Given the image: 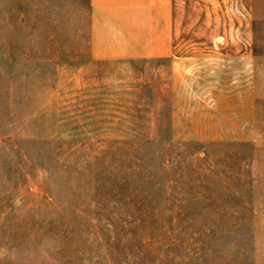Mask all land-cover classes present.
Listing matches in <instances>:
<instances>
[{
  "label": "rangeland",
  "instance_id": "1",
  "mask_svg": "<svg viewBox=\"0 0 264 264\" xmlns=\"http://www.w3.org/2000/svg\"><path fill=\"white\" fill-rule=\"evenodd\" d=\"M89 30L0 0V264H264V0H172L163 58Z\"/></svg>",
  "mask_w": 264,
  "mask_h": 264
},
{
  "label": "crops",
  "instance_id": "2",
  "mask_svg": "<svg viewBox=\"0 0 264 264\" xmlns=\"http://www.w3.org/2000/svg\"><path fill=\"white\" fill-rule=\"evenodd\" d=\"M89 47L95 60L170 54L172 0H88Z\"/></svg>",
  "mask_w": 264,
  "mask_h": 264
}]
</instances>
